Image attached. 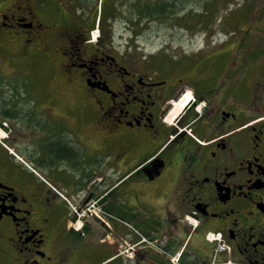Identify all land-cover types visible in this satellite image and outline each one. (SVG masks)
<instances>
[{
    "label": "flooded vegetation",
    "instance_id": "af4514ba",
    "mask_svg": "<svg viewBox=\"0 0 264 264\" xmlns=\"http://www.w3.org/2000/svg\"><path fill=\"white\" fill-rule=\"evenodd\" d=\"M65 1L0 0V264H211L210 230L226 264H264V40L207 44L161 73L115 44L124 0ZM59 56L82 88L75 119L22 69L57 80ZM60 191L95 202L80 230Z\"/></svg>",
    "mask_w": 264,
    "mask_h": 264
},
{
    "label": "rangeland",
    "instance_id": "374dc122",
    "mask_svg": "<svg viewBox=\"0 0 264 264\" xmlns=\"http://www.w3.org/2000/svg\"><path fill=\"white\" fill-rule=\"evenodd\" d=\"M136 1L124 0L121 2V9L116 17L115 26H112L113 31H111L115 44L119 45L121 51H126L129 47V52L141 59L144 56L155 55L156 61L153 63L156 70L161 73L172 60L176 62L178 57L196 50L199 51L207 44L211 45L208 51L212 52L214 50L212 47L226 45L221 41L229 39L264 40V0H180L178 5H175L179 7L183 18L173 17L166 21H160L157 17L140 16ZM63 3L66 6L70 4L65 0ZM48 7H51V2ZM207 7L211 8L210 15L206 14ZM205 55L209 56L210 54L205 53ZM167 56L169 58H166ZM206 56H201L205 62L200 67H203L202 71L204 72L212 71L207 66L209 59L206 60ZM63 60L66 61L67 58L59 56L57 59V80L50 77L49 68L43 65H40V68L34 66L31 69L25 66L22 69L24 72L30 71L35 75L38 82H34L35 85L56 89L58 96L55 102L56 112L62 113L68 118V113L74 108L72 105L83 103L79 94L82 88L76 80L67 81L61 71L60 61ZM199 70L201 71V69ZM76 108L79 109L77 106ZM71 115H73L72 119H75L73 111ZM57 174L63 177L67 175L66 171H57ZM44 178L47 181V176ZM51 185L55 188L52 182ZM158 200L161 201L162 198ZM94 210L97 212L98 209L92 208V211ZM204 236L205 234L198 236L200 241ZM99 237L100 233L96 232L94 238L88 235L86 241L93 239L98 242ZM110 237L113 241L112 235L105 239Z\"/></svg>",
    "mask_w": 264,
    "mask_h": 264
},
{
    "label": "trees",
    "instance_id": "16d2710c",
    "mask_svg": "<svg viewBox=\"0 0 264 264\" xmlns=\"http://www.w3.org/2000/svg\"><path fill=\"white\" fill-rule=\"evenodd\" d=\"M137 10L140 16L143 17H157L160 21H166L170 18L182 19L183 15L180 14V9L177 7L180 0H137ZM177 4V5H175ZM141 6V7H140ZM213 6V4H212ZM211 6V8H212ZM184 8V7H181ZM210 7H207L206 14L210 15ZM175 14V15H174ZM190 14V12H188ZM107 15H104V22Z\"/></svg>",
    "mask_w": 264,
    "mask_h": 264
},
{
    "label": "built area",
    "instance_id": "2783aa9c",
    "mask_svg": "<svg viewBox=\"0 0 264 264\" xmlns=\"http://www.w3.org/2000/svg\"><path fill=\"white\" fill-rule=\"evenodd\" d=\"M209 238L211 240H215V239H221V234L220 233H210L209 234ZM224 248V244L220 242L219 244V249H223Z\"/></svg>",
    "mask_w": 264,
    "mask_h": 264
},
{
    "label": "bare ground",
    "instance_id": "6f19581e",
    "mask_svg": "<svg viewBox=\"0 0 264 264\" xmlns=\"http://www.w3.org/2000/svg\"><path fill=\"white\" fill-rule=\"evenodd\" d=\"M188 100V97L182 101L180 104L177 105L176 111H179L182 109V107L185 105L186 101Z\"/></svg>",
    "mask_w": 264,
    "mask_h": 264
},
{
    "label": "crops",
    "instance_id": "0c3cea01",
    "mask_svg": "<svg viewBox=\"0 0 264 264\" xmlns=\"http://www.w3.org/2000/svg\"><path fill=\"white\" fill-rule=\"evenodd\" d=\"M142 210H145V209H142Z\"/></svg>",
    "mask_w": 264,
    "mask_h": 264
}]
</instances>
